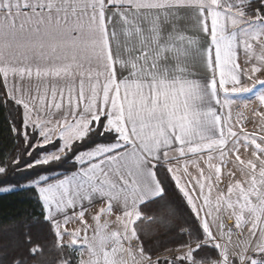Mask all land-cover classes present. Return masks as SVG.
Masks as SVG:
<instances>
[{
    "label": "snow or ice",
    "instance_id": "6c2138e0",
    "mask_svg": "<svg viewBox=\"0 0 264 264\" xmlns=\"http://www.w3.org/2000/svg\"><path fill=\"white\" fill-rule=\"evenodd\" d=\"M4 106L0 264H264V0H0Z\"/></svg>",
    "mask_w": 264,
    "mask_h": 264
},
{
    "label": "trees",
    "instance_id": "16d2710c",
    "mask_svg": "<svg viewBox=\"0 0 264 264\" xmlns=\"http://www.w3.org/2000/svg\"><path fill=\"white\" fill-rule=\"evenodd\" d=\"M14 115L15 111L8 106L0 107V153L10 154L17 146L10 125V117ZM41 220V202L33 191L17 187L0 193V257L14 246L19 232L27 231L29 227L35 232ZM169 246L176 245L173 243ZM51 258L46 257V259Z\"/></svg>",
    "mask_w": 264,
    "mask_h": 264
},
{
    "label": "crops",
    "instance_id": "0c3cea01",
    "mask_svg": "<svg viewBox=\"0 0 264 264\" xmlns=\"http://www.w3.org/2000/svg\"><path fill=\"white\" fill-rule=\"evenodd\" d=\"M252 107H256V104H255V102H254V98H253V101H251L250 102V106H249V109L248 110H245L246 111V114H250L251 115V108ZM252 119V118H251ZM251 126H252V130H253V128L256 126L255 125V122H254V120L251 122V124H250ZM249 130V129H248ZM99 204L97 203L94 207H90L89 208V213H91V214H95V212L98 210V208H99ZM86 220L90 223V224H92V223H94L93 221H92V219H91V215H89L88 213H86ZM103 219V218H102ZM67 227L71 230V229H74V228H77V227H80V224L78 223V222H72V223H69L68 225H67ZM91 234V233H90Z\"/></svg>",
    "mask_w": 264,
    "mask_h": 264
},
{
    "label": "rangeland",
    "instance_id": "374dc122",
    "mask_svg": "<svg viewBox=\"0 0 264 264\" xmlns=\"http://www.w3.org/2000/svg\"><path fill=\"white\" fill-rule=\"evenodd\" d=\"M246 115H248L249 116V119L250 120H252L251 118V115L250 114H246ZM251 124V122H249L248 124H247V128L249 129V131H251L252 130V126L250 125ZM12 190V189H11ZM10 191V190H9ZM3 192H8V191H3V190H0V193H3ZM163 254V253H162Z\"/></svg>",
    "mask_w": 264,
    "mask_h": 264
},
{
    "label": "built area",
    "instance_id": "2783aa9c",
    "mask_svg": "<svg viewBox=\"0 0 264 264\" xmlns=\"http://www.w3.org/2000/svg\"><path fill=\"white\" fill-rule=\"evenodd\" d=\"M162 255H167V253H163Z\"/></svg>",
    "mask_w": 264,
    "mask_h": 264
}]
</instances>
